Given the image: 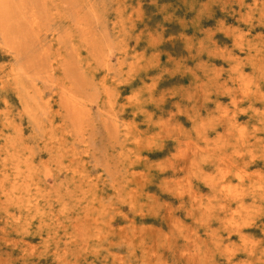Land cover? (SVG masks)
<instances>
[{
    "label": "rangeland",
    "instance_id": "374dc122",
    "mask_svg": "<svg viewBox=\"0 0 264 264\" xmlns=\"http://www.w3.org/2000/svg\"><path fill=\"white\" fill-rule=\"evenodd\" d=\"M0 264H264V0H0Z\"/></svg>",
    "mask_w": 264,
    "mask_h": 264
},
{
    "label": "bare ground",
    "instance_id": "6f19581e",
    "mask_svg": "<svg viewBox=\"0 0 264 264\" xmlns=\"http://www.w3.org/2000/svg\"><path fill=\"white\" fill-rule=\"evenodd\" d=\"M178 113V112H177Z\"/></svg>",
    "mask_w": 264,
    "mask_h": 264
}]
</instances>
